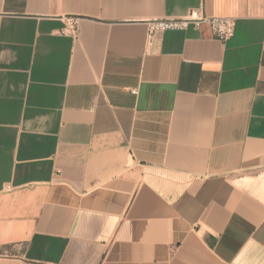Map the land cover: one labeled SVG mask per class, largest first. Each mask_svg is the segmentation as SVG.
Instances as JSON below:
<instances>
[{
    "label": "crops",
    "instance_id": "0c3cea01",
    "mask_svg": "<svg viewBox=\"0 0 264 264\" xmlns=\"http://www.w3.org/2000/svg\"><path fill=\"white\" fill-rule=\"evenodd\" d=\"M0 264H264V0H0Z\"/></svg>",
    "mask_w": 264,
    "mask_h": 264
},
{
    "label": "built area",
    "instance_id": "2783aa9c",
    "mask_svg": "<svg viewBox=\"0 0 264 264\" xmlns=\"http://www.w3.org/2000/svg\"><path fill=\"white\" fill-rule=\"evenodd\" d=\"M146 41L150 43L153 37L166 30H183L188 26L199 27L206 23L210 26L214 36L222 41L230 38L234 31V19L229 17H210L201 7L189 10L187 14L179 18H154L147 22ZM76 20L63 30V33L76 32Z\"/></svg>",
    "mask_w": 264,
    "mask_h": 264
}]
</instances>
